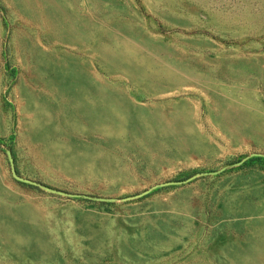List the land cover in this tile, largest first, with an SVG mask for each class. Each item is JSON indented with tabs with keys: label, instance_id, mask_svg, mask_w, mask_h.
<instances>
[{
	"label": "rangeland",
	"instance_id": "rangeland-1",
	"mask_svg": "<svg viewBox=\"0 0 264 264\" xmlns=\"http://www.w3.org/2000/svg\"><path fill=\"white\" fill-rule=\"evenodd\" d=\"M0 160V264H264V0H0Z\"/></svg>",
	"mask_w": 264,
	"mask_h": 264
},
{
	"label": "crops",
	"instance_id": "crops-1",
	"mask_svg": "<svg viewBox=\"0 0 264 264\" xmlns=\"http://www.w3.org/2000/svg\"><path fill=\"white\" fill-rule=\"evenodd\" d=\"M2 168V163L0 160V183L1 178H3L4 172ZM5 184V180H4ZM226 200V201H225ZM224 204L225 214L229 215V226L232 230H236L237 228H241L248 222L250 219H257L259 214L256 215L257 212L264 209V191H258L254 194L248 195H237V194H229L226 196ZM76 216V214H74ZM95 217H100L97 213ZM135 218H130L127 221L129 223L134 222ZM70 222V221H69ZM138 260L134 258H124L119 256L118 259L121 261H127L132 264H146L145 257L139 256ZM79 261L77 264H85L84 258H76Z\"/></svg>",
	"mask_w": 264,
	"mask_h": 264
},
{
	"label": "water",
	"instance_id": "water-1",
	"mask_svg": "<svg viewBox=\"0 0 264 264\" xmlns=\"http://www.w3.org/2000/svg\"><path fill=\"white\" fill-rule=\"evenodd\" d=\"M10 161H11V158H10Z\"/></svg>",
	"mask_w": 264,
	"mask_h": 264
}]
</instances>
